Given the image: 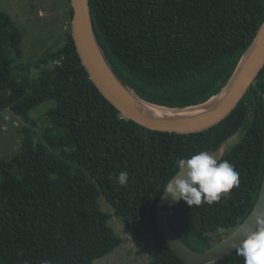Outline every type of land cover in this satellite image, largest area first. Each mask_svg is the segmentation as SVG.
Wrapping results in <instances>:
<instances>
[{
    "label": "trees",
    "instance_id": "trees-1",
    "mask_svg": "<svg viewBox=\"0 0 264 264\" xmlns=\"http://www.w3.org/2000/svg\"><path fill=\"white\" fill-rule=\"evenodd\" d=\"M94 41L110 71L139 101L158 110L193 111L229 88L264 25V0H87ZM72 16V9L70 10ZM21 33L0 12V77L4 103L23 120L20 177L0 160V264H92L123 243L109 225L99 197L152 264H186L158 231L156 213L191 250L203 252L231 233L253 208L264 172V67L222 121L201 132L148 129L124 117L94 86L71 33L65 46L37 62L14 67ZM7 46V47H6ZM63 58L61 65H47ZM46 67L43 79L31 71ZM35 80V79H34ZM1 96V95H0ZM53 101L43 117L41 155L28 112ZM147 105V106H148ZM235 139L223 154L221 147ZM200 151L220 152L235 165L240 184L218 203L161 206L160 195L177 173L176 160ZM129 172L121 186L116 177ZM236 250L217 264H240Z\"/></svg>",
    "mask_w": 264,
    "mask_h": 264
},
{
    "label": "water",
    "instance_id": "water-1",
    "mask_svg": "<svg viewBox=\"0 0 264 264\" xmlns=\"http://www.w3.org/2000/svg\"><path fill=\"white\" fill-rule=\"evenodd\" d=\"M70 5L72 9V40L81 63L88 73L92 83L101 92V94L118 111L122 113L124 117L148 129L160 132L187 134L201 132L211 128L212 126L222 121L225 117H227L237 107L239 102L248 91L250 85L255 81L259 72L264 67L263 46L255 56V58L250 63L243 66V63L249 52L247 53L237 76L229 86V88L231 86L232 87L228 94V97L217 110L190 121H158L149 119L134 111L122 98L120 89H122L126 93L127 91L118 82V80L108 68L94 41L90 25L87 0H70ZM261 30L259 31V34ZM210 154L213 156H218V158H220V152L218 151L211 152ZM176 174L171 178V180L176 176ZM163 191L159 198L160 205L162 207L173 206L176 202H174L171 198L165 196ZM261 211H264V172L255 204L246 218L231 233H229V235L223 238L220 242L212 245L210 248L205 249L203 252H195L191 250L178 238L169 224L168 212L162 210L161 208L157 210L156 223L158 231L162 237V241L165 243L167 248L174 252L175 255L184 263L212 264L218 262L220 259L235 251V248L232 245L233 243L238 244L243 239L244 232L256 230L257 224L255 223L254 217L256 213Z\"/></svg>",
    "mask_w": 264,
    "mask_h": 264
},
{
    "label": "rangeland",
    "instance_id": "rangeland-1",
    "mask_svg": "<svg viewBox=\"0 0 264 264\" xmlns=\"http://www.w3.org/2000/svg\"><path fill=\"white\" fill-rule=\"evenodd\" d=\"M70 10V0H0V12L9 16L14 27L22 35L21 55L16 57L9 53L13 62L12 78L15 77V66L35 63L44 55L57 52L65 46L67 34L71 33L72 27ZM52 63H49L47 67ZM44 68L46 67L33 69L31 81L43 79L47 73ZM0 87H2L1 77ZM0 95L1 100L8 103L7 98L3 94ZM54 107L55 103L49 101L28 112L30 120L36 123L31 130L34 133L33 141L37 146L38 155L52 149L55 145L53 141L43 142L42 138V133H48L51 128V126L45 125L43 117L47 111ZM23 126H25L23 120L15 117L9 110L0 113V160L11 164L9 170L16 177H20L16 158L21 152ZM235 143L236 140L231 139L221 147V152L227 153L235 146ZM98 205L103 212L111 215L109 225L114 233L123 240V243L106 256L92 261V264H152L153 259L148 254V250L150 248L163 250L162 245L133 243L130 234L124 230L121 220L113 215L112 208L108 206L102 196L98 199ZM212 264H217V262ZM240 264H244V262Z\"/></svg>",
    "mask_w": 264,
    "mask_h": 264
},
{
    "label": "clouds",
    "instance_id": "clouds-1",
    "mask_svg": "<svg viewBox=\"0 0 264 264\" xmlns=\"http://www.w3.org/2000/svg\"><path fill=\"white\" fill-rule=\"evenodd\" d=\"M177 174L163 191L174 202L183 201L192 208L202 203H218L240 184L235 165L220 160L207 151H200L186 158L176 160ZM129 172L120 171L117 182L124 186L129 181ZM257 228L243 233V239L233 243L244 264H264V211L254 217Z\"/></svg>",
    "mask_w": 264,
    "mask_h": 264
},
{
    "label": "bare ground",
    "instance_id": "bare-ground-1",
    "mask_svg": "<svg viewBox=\"0 0 264 264\" xmlns=\"http://www.w3.org/2000/svg\"><path fill=\"white\" fill-rule=\"evenodd\" d=\"M263 46H264V26L259 36L255 40L251 50L249 51L243 63V66L250 63ZM231 87L221 97L213 101L211 104L193 111H186V112H170L165 110H158L153 107L147 106L143 102L134 98L128 92L126 93L125 91H123L122 89H120V94L122 98L134 111L149 119L158 120V121H190L205 116L217 110L228 97Z\"/></svg>",
    "mask_w": 264,
    "mask_h": 264
},
{
    "label": "built area",
    "instance_id": "built-area-1",
    "mask_svg": "<svg viewBox=\"0 0 264 264\" xmlns=\"http://www.w3.org/2000/svg\"><path fill=\"white\" fill-rule=\"evenodd\" d=\"M62 58L60 60H55L51 65H49V68H54L61 65Z\"/></svg>",
    "mask_w": 264,
    "mask_h": 264
},
{
    "label": "crops",
    "instance_id": "crops-1",
    "mask_svg": "<svg viewBox=\"0 0 264 264\" xmlns=\"http://www.w3.org/2000/svg\"><path fill=\"white\" fill-rule=\"evenodd\" d=\"M68 11H69V9H68Z\"/></svg>",
    "mask_w": 264,
    "mask_h": 264
}]
</instances>
